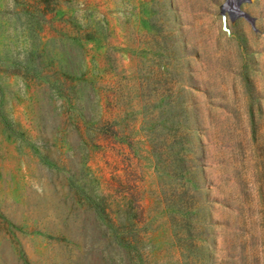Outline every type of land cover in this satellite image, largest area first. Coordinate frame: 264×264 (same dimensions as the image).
<instances>
[{
  "label": "rangeland",
  "instance_id": "rangeland-1",
  "mask_svg": "<svg viewBox=\"0 0 264 264\" xmlns=\"http://www.w3.org/2000/svg\"><path fill=\"white\" fill-rule=\"evenodd\" d=\"M0 264H264V0H0Z\"/></svg>",
  "mask_w": 264,
  "mask_h": 264
},
{
  "label": "water",
  "instance_id": "water-1",
  "mask_svg": "<svg viewBox=\"0 0 264 264\" xmlns=\"http://www.w3.org/2000/svg\"><path fill=\"white\" fill-rule=\"evenodd\" d=\"M224 15V23L226 24V20H225V14H223Z\"/></svg>",
  "mask_w": 264,
  "mask_h": 264
}]
</instances>
